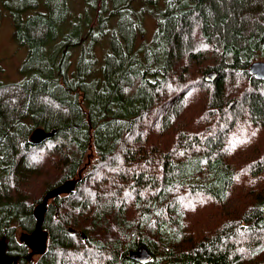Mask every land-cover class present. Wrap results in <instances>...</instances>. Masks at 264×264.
Masks as SVG:
<instances>
[{"label": "trees", "instance_id": "trees-1", "mask_svg": "<svg viewBox=\"0 0 264 264\" xmlns=\"http://www.w3.org/2000/svg\"><path fill=\"white\" fill-rule=\"evenodd\" d=\"M82 1L74 13L70 0H0V24L3 10L26 51L24 79L0 83L5 257L264 264V190L235 224L185 235L200 201L229 209L236 134L264 132V80L249 73L264 62V0ZM190 102L204 113L182 124ZM36 128L55 134L32 144ZM250 174L263 180L264 161ZM68 180L74 192L47 204V250L30 259L18 233L34 231V208ZM140 248L150 255L141 263L129 257Z\"/></svg>", "mask_w": 264, "mask_h": 264}, {"label": "rangeland", "instance_id": "rangeland-1", "mask_svg": "<svg viewBox=\"0 0 264 264\" xmlns=\"http://www.w3.org/2000/svg\"><path fill=\"white\" fill-rule=\"evenodd\" d=\"M82 6V0H70V8L74 13H77ZM38 9L41 10V7ZM1 16L0 83L4 85L17 84L25 77L21 72V66L26 57V51L16 45L13 37L11 20L6 16L5 11L2 10ZM147 25L149 30L147 29L146 37L150 38L154 25L153 20L149 19ZM201 96H204L203 93L198 94L196 98ZM204 110L205 104L191 105L190 102L180 122L182 124H193L194 120L204 113ZM242 132L243 133L236 134L232 140L234 152L232 151L230 159L235 170L237 183L229 196V209L225 210L224 207L216 204L214 205L212 201L207 199L200 201V206H193L186 210L185 227H187L188 230L185 235L212 236L214 232H217L225 224L232 222L235 224L240 217L249 210L258 192L264 190V179L259 180L256 177L252 178V174H250V171L255 168L257 163L264 161V132L260 131L259 134L252 130L249 132L242 130ZM36 185H39V183ZM38 193L39 189L36 195H38ZM224 215L225 219L223 220L222 217ZM21 233H18V235ZM36 257L38 258L39 256Z\"/></svg>", "mask_w": 264, "mask_h": 264}, {"label": "water", "instance_id": "water-1", "mask_svg": "<svg viewBox=\"0 0 264 264\" xmlns=\"http://www.w3.org/2000/svg\"><path fill=\"white\" fill-rule=\"evenodd\" d=\"M249 73L252 77L258 80H264V62L258 61L253 62L249 67ZM216 78L215 74H210L206 76V80L213 81ZM55 134L54 131L46 132L41 129H37L32 131L30 135V142L32 144H40L47 139H50ZM80 179V175L78 180ZM78 180H68L61 185L50 190L41 203L38 204L33 210V217L35 219V229L32 233H21L19 235V242L27 249H29L28 257L31 259L34 256H42L45 254L47 250V242H48V232L43 229V223L45 214L47 211V204L50 200L59 198L61 196L70 195L74 192L75 187L77 185ZM81 238L84 239L85 236L82 234ZM5 248L6 243L5 240L2 239L0 241V264H12L14 259L8 260L5 257ZM149 253L145 248H140L136 252H131L129 257L131 260L136 262H145L149 259Z\"/></svg>", "mask_w": 264, "mask_h": 264}, {"label": "bare ground", "instance_id": "bare-ground-1", "mask_svg": "<svg viewBox=\"0 0 264 264\" xmlns=\"http://www.w3.org/2000/svg\"><path fill=\"white\" fill-rule=\"evenodd\" d=\"M37 129H41V128H36V129H34L33 131H35V130H37ZM41 130H44V129H41ZM45 131V130H44ZM47 132V131H46Z\"/></svg>", "mask_w": 264, "mask_h": 264}]
</instances>
